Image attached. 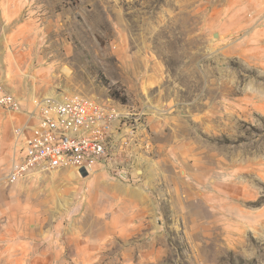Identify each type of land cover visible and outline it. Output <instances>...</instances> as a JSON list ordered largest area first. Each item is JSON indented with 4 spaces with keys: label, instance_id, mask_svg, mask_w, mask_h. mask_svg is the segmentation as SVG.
I'll return each instance as SVG.
<instances>
[{
    "label": "rangeland",
    "instance_id": "obj_1",
    "mask_svg": "<svg viewBox=\"0 0 264 264\" xmlns=\"http://www.w3.org/2000/svg\"><path fill=\"white\" fill-rule=\"evenodd\" d=\"M0 35L24 108L88 96L130 136L129 180L8 183L9 159L0 264H264V0H0ZM19 116L0 106L9 156Z\"/></svg>",
    "mask_w": 264,
    "mask_h": 264
},
{
    "label": "built area",
    "instance_id": "obj_2",
    "mask_svg": "<svg viewBox=\"0 0 264 264\" xmlns=\"http://www.w3.org/2000/svg\"><path fill=\"white\" fill-rule=\"evenodd\" d=\"M0 106L23 116L13 128L16 157L8 183L35 170L74 169L82 177L96 168L112 169L121 180H129L119 168L130 137L125 123L118 121V114L125 112L83 95H46L24 108L2 83Z\"/></svg>",
    "mask_w": 264,
    "mask_h": 264
},
{
    "label": "crops",
    "instance_id": "obj_3",
    "mask_svg": "<svg viewBox=\"0 0 264 264\" xmlns=\"http://www.w3.org/2000/svg\"><path fill=\"white\" fill-rule=\"evenodd\" d=\"M6 39H7V35H5V36L4 35L3 36L0 35V44H3L4 40H6ZM18 39H19V37L17 38V40ZM19 41L20 42L21 41L23 42L24 41V38L19 39ZM20 46L23 47V49L28 50L30 44L28 42H23ZM20 46H19V49L18 50L21 49ZM27 101H28V99L26 100V102ZM29 105H30L29 103L26 104V106H29ZM16 118L17 119H14V120L16 121V124H17L19 122V120L23 118V116L20 115L19 117H16ZM11 133H12V130H10V136H11ZM10 147H11V145L8 142H6L4 144V142H2V140L0 141V190L3 188L4 183H5L3 177H4V175H6V173H4V171L7 168L6 166L8 164V161L10 159V165L8 166L7 173L9 171V168H10L11 163L13 161V157L15 155V153H13V155L11 154V156L8 155L9 154V150H10L9 148Z\"/></svg>",
    "mask_w": 264,
    "mask_h": 264
},
{
    "label": "bare ground",
    "instance_id": "obj_4",
    "mask_svg": "<svg viewBox=\"0 0 264 264\" xmlns=\"http://www.w3.org/2000/svg\"><path fill=\"white\" fill-rule=\"evenodd\" d=\"M65 70H66V72L67 73H69L70 72V70L68 69V68H65ZM29 104H31V103H29ZM121 114V113H120ZM120 114H118V118H120ZM122 115H123V113H122ZM126 115V114H125ZM122 121V120H121ZM140 173L142 172V171H139ZM93 173V172H92ZM77 175V173L75 172V171H70L69 173H68V176H69V178L70 179H73L75 176Z\"/></svg>",
    "mask_w": 264,
    "mask_h": 264
},
{
    "label": "trees",
    "instance_id": "obj_5",
    "mask_svg": "<svg viewBox=\"0 0 264 264\" xmlns=\"http://www.w3.org/2000/svg\"><path fill=\"white\" fill-rule=\"evenodd\" d=\"M111 95H112L113 97H118L117 93L114 92V91L111 93Z\"/></svg>",
    "mask_w": 264,
    "mask_h": 264
},
{
    "label": "water",
    "instance_id": "obj_6",
    "mask_svg": "<svg viewBox=\"0 0 264 264\" xmlns=\"http://www.w3.org/2000/svg\"><path fill=\"white\" fill-rule=\"evenodd\" d=\"M214 36H217V33H215V34H214ZM83 174L85 175L86 173H85V172H83Z\"/></svg>",
    "mask_w": 264,
    "mask_h": 264
}]
</instances>
